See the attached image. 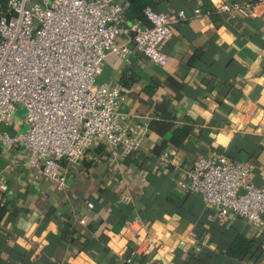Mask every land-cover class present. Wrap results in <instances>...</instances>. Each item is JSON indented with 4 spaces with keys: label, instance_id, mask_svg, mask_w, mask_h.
I'll return each instance as SVG.
<instances>
[{
    "label": "crops",
    "instance_id": "1",
    "mask_svg": "<svg viewBox=\"0 0 264 264\" xmlns=\"http://www.w3.org/2000/svg\"><path fill=\"white\" fill-rule=\"evenodd\" d=\"M130 1L122 0L124 8ZM223 2L249 1H157V12L183 16L163 47L164 66L133 51L127 62L106 59L95 83L119 90L128 127L148 128L130 157L95 142L77 163L60 162V189L28 167L23 147L3 145L0 264H264V229L232 214L219 221L199 196L177 187L197 159L217 154L252 165L253 184L264 188V4L253 17L250 9L231 17L212 9ZM196 8L213 12L198 18ZM25 130L19 111L0 124L1 134ZM240 236L252 246L239 261L227 251Z\"/></svg>",
    "mask_w": 264,
    "mask_h": 264
},
{
    "label": "built area",
    "instance_id": "2",
    "mask_svg": "<svg viewBox=\"0 0 264 264\" xmlns=\"http://www.w3.org/2000/svg\"><path fill=\"white\" fill-rule=\"evenodd\" d=\"M246 5L213 3L217 13L231 17L247 9L250 17L264 0ZM254 1V2H253ZM122 0H7L0 16V124L10 125L21 112L26 130L2 134V144L23 147L27 165L45 181L65 186L60 162L77 163L95 142L112 155L130 157L148 128H130L120 114L119 90L97 85L106 59L115 55L127 62L133 51L149 63L164 66V45L172 38V26L183 19L144 10L147 25L123 18ZM196 8L194 17L212 13ZM125 38L124 43L118 39ZM171 163L169 152L160 164ZM253 166L223 155L197 159L186 180L177 183L186 195H197L219 221L234 215L253 228L264 229V188L251 180ZM7 189L0 173V193ZM264 255V245H261ZM134 254V253H132Z\"/></svg>",
    "mask_w": 264,
    "mask_h": 264
},
{
    "label": "trees",
    "instance_id": "3",
    "mask_svg": "<svg viewBox=\"0 0 264 264\" xmlns=\"http://www.w3.org/2000/svg\"><path fill=\"white\" fill-rule=\"evenodd\" d=\"M158 0H131L127 7L123 10V18L127 23L132 22H141L146 23L144 18V10L149 8L156 11L155 6ZM208 4L205 2L204 7H208ZM7 10V0H0V16L3 15ZM147 24V23H146ZM122 85H127L125 75L122 77ZM0 132V154L3 151V144L1 140ZM7 213L6 204L2 195H0V223L3 221ZM252 246V243L245 239L244 237H237L229 246L227 255L236 260H243ZM260 252L261 245L259 246Z\"/></svg>",
    "mask_w": 264,
    "mask_h": 264
}]
</instances>
